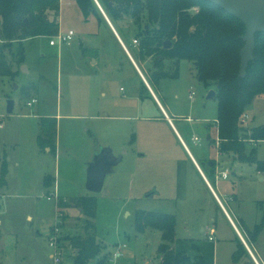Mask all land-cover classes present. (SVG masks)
Masks as SVG:
<instances>
[{"label": "rangeland", "instance_id": "374dc122", "mask_svg": "<svg viewBox=\"0 0 264 264\" xmlns=\"http://www.w3.org/2000/svg\"><path fill=\"white\" fill-rule=\"evenodd\" d=\"M188 11L194 12L191 8ZM59 22V32L66 34L71 29L72 38L53 46L48 36L24 39L21 64L15 60L17 42L6 43L0 36V50L16 72L14 76L0 75V163L7 164L5 182L0 185V264H45L52 251L47 236L51 227L61 222L57 211L65 215L62 233L83 234L85 216L72 200L85 195L96 197L93 231L104 251L112 253L116 245L122 249V256L114 264H159L156 250L162 242L161 232L152 228L136 231L137 210L174 215L171 247L190 257L201 254V248L211 257V241L201 230L212 218L207 205L210 193L175 131L162 120L124 60L116 38L93 15L84 19L71 0L61 3ZM126 37L131 47L132 33ZM152 64L153 59H146L147 68L153 69ZM163 68L171 76L151 86L180 117L172 121L210 178V166L204 159L216 152L204 137L207 123L217 116V99L207 97L214 86L200 82L193 62L187 59H164ZM103 91L107 92L105 98L100 94ZM132 97L142 102L140 116L135 115ZM32 98L36 101L28 106ZM7 100L14 102L11 113L6 110ZM112 102L116 104L113 111L109 107ZM120 111L130 117L123 120L106 116ZM245 112L249 129L263 124L264 94L255 96ZM47 114L57 120L55 153L48 147L40 150L36 142L39 117ZM193 135L201 141L194 142ZM99 147H110L114 154L123 156L105 177L106 193H91L85 187L86 166ZM253 147L257 159L264 160V140ZM225 167L230 170L229 177L217 185L233 194V204L240 207L245 224L253 228L264 219L258 205L264 204V172L237 161ZM45 175L53 178L52 184H42ZM54 191L56 201L52 196L48 199ZM58 202L63 206L56 207ZM222 242L219 261L233 264V244L230 239ZM253 245L264 259V227ZM63 247L66 258L70 249L65 242ZM238 264L246 263L243 259Z\"/></svg>", "mask_w": 264, "mask_h": 264}, {"label": "trees", "instance_id": "16d2710c", "mask_svg": "<svg viewBox=\"0 0 264 264\" xmlns=\"http://www.w3.org/2000/svg\"><path fill=\"white\" fill-rule=\"evenodd\" d=\"M84 19L94 16L98 24L105 23L103 16L93 0H73ZM115 30L124 41L129 52L138 59H153V69L144 73L149 83L167 78L163 60L187 59L192 61L196 75L204 85L214 86L217 99V137L219 150L230 154L240 162L254 164L264 172V160L256 157V149L247 151L249 140H264V123L251 129L239 125L246 107L255 96L264 94V32L255 33L253 58L247 63L245 76L239 75L240 49L245 41V25L238 18L227 13L209 0H98ZM197 6L196 13L188 10ZM60 0H0V36L6 43L17 42L16 62L24 60L22 41L29 37L55 36L59 31ZM25 20H27L25 22ZM131 32L138 45L131 47L127 43V33ZM132 38V39H133ZM170 40L169 48L163 43ZM133 45V46H132ZM135 47V48H134ZM12 64L0 50V75L14 76ZM176 76V72L172 75ZM36 142L40 150H56V118L40 117ZM210 129H215L209 124ZM210 144L214 138L208 134ZM210 166L215 159L209 160ZM7 164L0 163V185L5 182ZM212 180L213 174H209ZM46 175L43 185L48 186ZM72 204L85 216L84 233L65 235L74 249L73 264H103L107 254L95 236L94 218L96 215V197L78 196ZM258 205L263 210L264 204ZM57 206H63L58 202ZM65 220V215H63ZM64 224V221H63ZM62 224V225H63ZM134 225L138 232L147 228L161 232L162 242L156 253L159 264H205L202 256L190 257L186 253L176 252L171 247L175 238L176 219L172 214L137 210ZM264 227V219L253 228L244 223L240 225L246 242L252 248L258 234ZM70 247V248H71ZM247 251L238 239L237 248L232 253V263L236 264Z\"/></svg>", "mask_w": 264, "mask_h": 264}, {"label": "crops", "instance_id": "0c3cea01", "mask_svg": "<svg viewBox=\"0 0 264 264\" xmlns=\"http://www.w3.org/2000/svg\"><path fill=\"white\" fill-rule=\"evenodd\" d=\"M63 1L64 0H60V7H61V3ZM71 1H73V0H71ZM59 13H60V10H59ZM58 21H59V16H58ZM59 25H60V22H59ZM106 25L108 26L107 23H106ZM108 28L110 29L109 26H108ZM110 31L114 35V33L112 32L111 29H110ZM114 37L116 38L115 35H114ZM116 40H117V38H116ZM121 40H122V38H121ZM117 42H118V40H117ZM123 43H124V41H123ZM119 45H120V47H121V49H122V51H123V53L125 55V56H123L124 60H126L127 63H129L132 71L134 72L135 77L138 78V82L142 85L143 89H145V91L151 97L153 103L157 106L158 112L162 114V117H161L162 120L166 121L173 128V130L175 131L176 136L179 139V142L181 143V145L184 147V149L188 153L191 162L194 164V166L197 169L201 179L205 183V185L207 187V190L210 193V200L207 202V205L210 206V208H211V216H212V218H211V222L209 224H206L205 226H201V230H203L205 232L206 236L208 237V240L211 241L212 254H211V257H210L209 255L206 254V252L203 251V249L199 248V251L201 252V254L197 253L196 255L202 256L205 264H223L221 261H219V254H218L219 247H220V244H221V246L223 245L222 240L230 239L231 243L233 244V247L230 249V252H231L230 253V257H231L230 260L232 261V253L234 252V250H236L237 242H238V239H239L241 241V243L243 244V246L245 247L246 251H247V254H244V256L242 257L241 260L244 259L246 264H264V259L256 251L254 245H252V248H251L249 246V244L246 242L242 232L240 231V225L243 224V223L245 224L246 221L244 219V215H243V212L241 211L240 207H236L233 204V201L235 200V197L233 196V194L227 192V189L220 188V187H218L219 185H217V182L222 179V178L218 177V174H219L220 170L227 169L228 172L230 173V170L227 167H225V164L228 163V164L231 165L235 161H237L239 163H242V162H240L239 160H237L236 158H234L230 154L222 153L219 150L220 140L216 136L217 135L216 134L217 133L216 132L217 131V129H216V127H217L216 118H215L214 121H212L210 123H207V125H206L207 133H206V136L204 137L205 140L208 142V144L210 146H212L213 148H215V152H216L214 156H209V158H207V160L204 159L209 166H210L209 160L210 159H215V165L214 166L211 165L210 169H209V174H213V177H212L213 179L209 180V178L207 177V175L202 170L199 162L197 161V159L195 158L193 153L186 146L182 136L180 135L179 131L177 130V128L175 127V125H174V123L172 121L173 118H180V117L179 116H175V114L173 112H171V110H172L171 106H169L167 103H163L161 101L160 98L162 97V93L160 91H157V92H159V94H161V97H159L160 95H157L154 92L151 84L149 83L148 79L146 78V76L144 74V73L149 74L148 73L149 72L148 68L145 66L146 59H149V58L138 59V62H137L134 59V57L131 55V53L129 52L130 55H131V59L133 60V62H132V60L129 58V56H127L126 53L124 52V50H123V48H122L120 43H119ZM124 45H125V43H124ZM51 46H53V45H51ZM126 48H127V46H126ZM115 57H117V56H115ZM123 57L122 56H118L117 59H123ZM100 94H101V96L103 98H105L106 95H107V92L103 91ZM132 98L135 99V102L133 104V109L135 111V115L136 116H140L141 112H142V102H141V100H138L136 97H132ZM114 105H116L114 102L109 104V107L112 108V111H113ZM116 111H118V110H116ZM126 113L127 112H125V111H120V112L115 113L116 115H113V116L108 115L106 113V116L119 117V118H122L123 120H127L128 117H130V115H129V113H127V114ZM40 117H54V116H51V115L47 114V115H40ZM141 117L147 118V116H141ZM185 119H186V121L190 120L188 117H186ZM38 123H39V120H38ZM56 124H57V120H56ZM209 124H211L212 127H214L215 129H213V128L210 129L209 128ZM38 129H39V127H38ZM209 133H210L211 137L214 138V142L212 144H210L209 141H208V134ZM193 136H196V135H193ZM56 141H57V137H56ZM198 141H201L200 137L198 138ZM260 141H262V140H260ZM194 142H197V141H194ZM256 142H249V145L250 146L251 145L254 146V144ZM253 146H252V148H255ZM55 152H56V150H55ZM243 163H245V162H243ZM257 171H259V170H257ZM260 172H262V171H260ZM228 177H229V175H228ZM43 178H44V176H43ZM43 178H42V181H43ZM52 180L53 179H48L47 183L52 184ZM222 180H226V179H222ZM42 184H43V182H42ZM54 193H55V191H54ZM56 207H57V203H56ZM29 218H30V216H28V219ZM245 225L247 227H249V228H252L251 226H249L247 224H245ZM262 231H263V228L260 231V233L258 234V236L262 233ZM65 235L66 234H64L63 236H65ZM63 242H65L67 244V247L70 249V252L68 251V255H66V257L67 258H72V254H73L72 247L69 245L68 241L63 240ZM255 242H256V240H255ZM197 251H198V249H197ZM104 252L106 254L111 253L110 251H104ZM50 256H51V253L48 255L49 260L45 264H49L50 263ZM241 260H239L238 263ZM238 263H236V264H238ZM228 264H230V263H228Z\"/></svg>", "mask_w": 264, "mask_h": 264}, {"label": "water", "instance_id": "95a60500", "mask_svg": "<svg viewBox=\"0 0 264 264\" xmlns=\"http://www.w3.org/2000/svg\"><path fill=\"white\" fill-rule=\"evenodd\" d=\"M103 16L105 22L108 24L118 42L121 44L124 52L131 59V55L119 37L117 31L106 15L105 11L99 4L98 0H93ZM221 7L227 13L238 18L245 25V33L241 38L245 41L240 49V65L239 75L245 76V68L247 63L253 58V50L255 47V33L264 32V0H209ZM27 20H25L26 22ZM171 45L170 40L163 43V48L167 49ZM132 60V59H131ZM133 62V60H132ZM143 78V77H142ZM145 81V80H144ZM215 91L211 90L208 98L214 96ZM14 107L13 100H7L6 110L11 113ZM123 153L114 154L110 147H99L92 159L86 166V180L85 187L91 193L103 192V183L106 175L114 171V167L122 160ZM203 175V174H202Z\"/></svg>", "mask_w": 264, "mask_h": 264}, {"label": "built area", "instance_id": "2783aa9c", "mask_svg": "<svg viewBox=\"0 0 264 264\" xmlns=\"http://www.w3.org/2000/svg\"><path fill=\"white\" fill-rule=\"evenodd\" d=\"M191 9L194 10L195 13L198 11L197 6L191 7ZM73 35L74 33L71 29L68 30L66 34H62L58 31L57 35L51 36V39L49 40V44L55 45L56 42L60 44L62 42L69 41ZM132 44L134 46L138 45L137 39L133 38ZM189 96L191 97V95ZM35 101L36 99L33 98L30 101H28L26 104L28 106H31ZM247 119H248V115L246 112H244L239 120V125L243 127H247L246 126ZM192 140L198 141V137L193 136ZM249 142H256V141L249 140ZM228 174H229L228 170L223 169V170H220L218 177L222 179H226L228 177ZM51 196L55 198V201L58 198L56 194L54 193L53 195H50V196L48 195V199H51ZM56 215H57V218L61 220V222L55 223L51 227L50 232L47 236L48 244L52 250L49 264H73V261L71 258H67V257L65 258L64 256V249H63L64 247H63V239H62L63 233L61 231V226L64 221L63 213L61 211H57ZM121 256H122V249L120 246L116 245L114 248V251L112 253L107 254L106 260L104 261L103 264H114L115 261H117Z\"/></svg>", "mask_w": 264, "mask_h": 264}]
</instances>
